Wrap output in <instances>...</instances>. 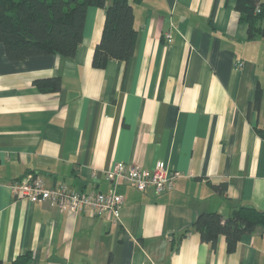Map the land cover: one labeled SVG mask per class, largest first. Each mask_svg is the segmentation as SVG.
I'll return each mask as SVG.
<instances>
[{
  "label": "crops",
  "instance_id": "crops-1",
  "mask_svg": "<svg viewBox=\"0 0 264 264\" xmlns=\"http://www.w3.org/2000/svg\"><path fill=\"white\" fill-rule=\"evenodd\" d=\"M130 1L129 61L93 65L106 17L97 6L72 58L12 61L0 41V264L28 251L32 264H264L263 226L232 252L225 236L213 245L193 228L201 212L264 210V35H249L238 0ZM55 77L57 90L36 84ZM121 161L181 175L161 194L121 183L118 222L11 187L31 173L49 187L107 191L106 171Z\"/></svg>",
  "mask_w": 264,
  "mask_h": 264
},
{
  "label": "trees",
  "instance_id": "trees-1",
  "mask_svg": "<svg viewBox=\"0 0 264 264\" xmlns=\"http://www.w3.org/2000/svg\"><path fill=\"white\" fill-rule=\"evenodd\" d=\"M89 6L105 9V25L96 45L93 65L104 68L109 60L129 61L135 51L138 30L135 10L130 0H0V41L5 44L10 60L18 61L41 54H60L72 58L83 41ZM240 21L249 26L251 37L264 35V2L238 0ZM50 80V81H49ZM36 80L44 91L61 87V78ZM259 100L257 96L256 101ZM221 192L223 183L216 186ZM261 225L264 210L252 205L235 206L228 216L217 211L201 212L193 228L201 239L216 244L223 235L228 251H235L243 235ZM32 251L18 255L11 264H32Z\"/></svg>",
  "mask_w": 264,
  "mask_h": 264
},
{
  "label": "built area",
  "instance_id": "built-area-1",
  "mask_svg": "<svg viewBox=\"0 0 264 264\" xmlns=\"http://www.w3.org/2000/svg\"><path fill=\"white\" fill-rule=\"evenodd\" d=\"M237 66L242 67L243 63L239 62ZM180 175V171L170 168L162 161L157 162L153 170L121 161L106 171V177L111 182L107 191L79 190L66 183L49 187L41 177L31 173L11 183V187L14 195L19 198L32 202L50 201L61 210L74 213L110 215L118 222L125 202V196L118 191L121 183H130L141 191L153 187L157 194H161L173 189Z\"/></svg>",
  "mask_w": 264,
  "mask_h": 264
}]
</instances>
